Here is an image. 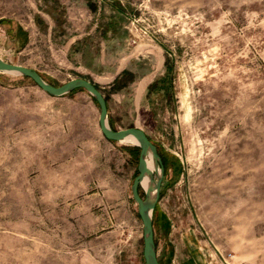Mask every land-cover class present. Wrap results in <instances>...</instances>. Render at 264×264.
I'll return each mask as SVG.
<instances>
[{
	"label": "rangeland",
	"instance_id": "374dc122",
	"mask_svg": "<svg viewBox=\"0 0 264 264\" xmlns=\"http://www.w3.org/2000/svg\"><path fill=\"white\" fill-rule=\"evenodd\" d=\"M0 59L146 134L159 264H264V0H0ZM98 116L0 72V264H145L139 149Z\"/></svg>",
	"mask_w": 264,
	"mask_h": 264
},
{
	"label": "water",
	"instance_id": "95a60500",
	"mask_svg": "<svg viewBox=\"0 0 264 264\" xmlns=\"http://www.w3.org/2000/svg\"><path fill=\"white\" fill-rule=\"evenodd\" d=\"M0 72L26 77L30 79L43 92L50 96L60 97L78 89L85 91L91 97V99L95 101L99 108L98 126L101 134L106 140L110 142H121L128 136H131L136 140L135 146L139 149L137 164L138 174L131 184L130 191L132 199L136 204L137 214L142 223V256L145 264H159L156 255V246L153 233V211L159 199L160 187L163 179V167L156 147L151 143L146 134L136 127H131L123 130L112 129L108 122L107 105L103 94L91 82L87 80L71 79L64 84L55 87L45 82L35 71L20 65L4 62L1 59ZM149 153L155 159L157 170H159V172L155 171L153 173L156 175V179H153L152 174L155 193L152 200L148 199L146 190H144L141 186V182L146 172L145 159ZM140 189H142L144 192L143 197L140 194Z\"/></svg>",
	"mask_w": 264,
	"mask_h": 264
},
{
	"label": "bare ground",
	"instance_id": "6f19581e",
	"mask_svg": "<svg viewBox=\"0 0 264 264\" xmlns=\"http://www.w3.org/2000/svg\"><path fill=\"white\" fill-rule=\"evenodd\" d=\"M142 85L140 87L141 89H142ZM121 142L136 145V140L131 136L126 137ZM145 166H146V172L141 182V186L143 187L144 190H146L148 194V199L152 200L154 198L155 193H154V182L151 176L155 171L159 172V170H157L155 159L150 153L147 155L145 159Z\"/></svg>",
	"mask_w": 264,
	"mask_h": 264
},
{
	"label": "trees",
	"instance_id": "16d2710c",
	"mask_svg": "<svg viewBox=\"0 0 264 264\" xmlns=\"http://www.w3.org/2000/svg\"><path fill=\"white\" fill-rule=\"evenodd\" d=\"M124 74V73H123ZM120 79L118 78L115 82H114V84H118V81H119ZM96 87V86H95ZM97 88V87H96ZM98 89V88H97ZM78 90H80V89H78ZM99 90V89H98ZM74 91H76V90H74ZM94 101V100H93ZM105 101H106V99H105ZM95 102V101H94ZM112 128V127H111ZM113 129V128H112ZM158 153V152H157ZM160 157V156H159ZM155 208H156V206H155ZM154 211H155V209H154ZM154 211H153V215H154ZM153 223H154V220H153Z\"/></svg>",
	"mask_w": 264,
	"mask_h": 264
},
{
	"label": "crops",
	"instance_id": "0c3cea01",
	"mask_svg": "<svg viewBox=\"0 0 264 264\" xmlns=\"http://www.w3.org/2000/svg\"><path fill=\"white\" fill-rule=\"evenodd\" d=\"M193 263H194V264H197L196 262H193ZM193 263H192V264H193ZM199 264H205V263H204L203 261L200 260V261H199Z\"/></svg>",
	"mask_w": 264,
	"mask_h": 264
},
{
	"label": "built area",
	"instance_id": "2783aa9c",
	"mask_svg": "<svg viewBox=\"0 0 264 264\" xmlns=\"http://www.w3.org/2000/svg\"><path fill=\"white\" fill-rule=\"evenodd\" d=\"M229 258H232V256H230Z\"/></svg>",
	"mask_w": 264,
	"mask_h": 264
}]
</instances>
